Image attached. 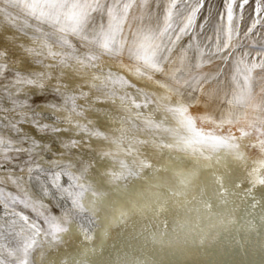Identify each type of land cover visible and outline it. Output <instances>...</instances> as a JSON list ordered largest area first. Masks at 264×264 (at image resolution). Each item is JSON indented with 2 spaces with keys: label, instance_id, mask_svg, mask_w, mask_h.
<instances>
[{
  "label": "snow or ice",
  "instance_id": "obj_1",
  "mask_svg": "<svg viewBox=\"0 0 264 264\" xmlns=\"http://www.w3.org/2000/svg\"><path fill=\"white\" fill-rule=\"evenodd\" d=\"M205 2L168 0L161 11L158 0L155 6L151 0H0V18L13 27L19 24V31L25 35L31 32L30 39L36 47L29 51L41 57L38 64L51 60L52 63L44 64L48 69L72 68L74 76L85 81L89 92L95 91V101H111L115 105L119 99V107L129 112L121 118L120 135L113 138L90 131L79 122L73 123L71 116L67 117L63 122L72 125L78 133L103 138L119 147L130 131H140L135 121H141L146 130L167 133L187 145L236 149L238 139L254 136L255 142L249 146L264 156V33H261V41L254 39L257 26L264 28V0H255L254 18L243 31L240 22L250 0H239V3L224 0V10L218 13L212 35L203 34L204 24L197 23ZM203 19L209 22L208 17ZM105 58L135 77L154 82L163 92L150 95L124 75L111 69L105 71L101 65ZM5 70L6 66L0 64V71ZM45 79H51L49 73H17V93L24 86L43 89ZM117 86L125 90L123 94L118 92ZM127 89H134L142 101L137 102ZM186 90L189 95L200 91L220 101L219 118L202 117L210 120L215 128H231L245 121L246 127L237 129L240 136L231 132L217 135L214 130L197 127L196 118L183 99ZM56 91H60L59 87ZM89 92L65 95L63 103L71 101V113L83 115V109L77 111L76 101L87 100ZM172 96L177 97L174 104ZM128 101L137 111L130 112ZM12 104L17 105L18 100L13 99ZM149 105L155 106L153 112L163 114L161 121L139 111ZM25 107L2 110L16 114L5 117L4 127L18 134L22 132L19 125L25 123L47 128L23 111ZM169 118L175 121L174 127L167 125ZM126 123H131V129L125 127ZM52 131L71 129L54 127ZM32 144L33 148L41 147L35 140ZM69 144L76 147L79 141L72 139L64 147L68 148ZM23 151L32 149L18 147L13 139L0 135V157L8 159L12 152ZM43 160V156L33 159L26 175H16L10 170L6 176H0V264H35L33 254L39 250L43 257L46 245L53 248L62 243L61 234L68 231V225L87 211L82 198L89 190V185L83 183L88 169H73L71 162L55 161L44 167ZM24 171L20 169L21 173ZM32 180L36 185L30 184ZM9 182L16 192L6 190L4 185ZM36 186L38 190L33 192ZM56 196L68 201L67 208L60 205L63 209L60 215L49 212L50 201L46 202ZM19 206L30 209L36 218L25 214Z\"/></svg>",
  "mask_w": 264,
  "mask_h": 264
},
{
  "label": "rangeland",
  "instance_id": "obj_2",
  "mask_svg": "<svg viewBox=\"0 0 264 264\" xmlns=\"http://www.w3.org/2000/svg\"><path fill=\"white\" fill-rule=\"evenodd\" d=\"M151 2L155 6L157 0ZM158 2L162 11L168 0ZM254 7L255 0H250L245 6L244 19L240 22L242 31L251 24ZM223 10L224 0H206L197 21L204 24L203 34L212 35L218 13ZM239 11L237 8V15ZM204 17H208L209 22L206 23ZM19 27V24L10 26L0 18V59L3 60L0 64H6V70L0 71V135L13 139L16 146L32 151L12 152L8 159L0 157V176H6L10 170L16 175H26L27 166L33 159L39 160L40 156L44 157V167L55 161L59 164L71 162L73 169H88L83 183L89 185V190L82 198L87 213L72 220L68 231L61 234L62 243L57 245L67 254L74 253V258L72 256L66 264H241L244 257L238 251L242 249L241 242L246 239L252 242L251 239L256 238V233L248 230L253 227L252 222L259 208L264 205V156L249 146L255 142V137L237 140L238 148L252 157L251 168L244 173L250 183L244 184L242 179L233 176L236 175V168L229 160L223 159L218 152L220 148L207 144L187 145L167 133L146 130L141 121H135L140 131H130L119 147L103 138L78 133L72 125L63 122L67 117L71 116L73 123L79 122L90 131H99L113 138L120 135L121 118L129 112L119 107V99L115 105L111 101H95V91L89 92L85 81L75 77L72 68L48 69L44 64L52 63L51 60L38 64L37 60L41 57L29 51L36 47L30 39L31 32L25 35ZM261 33H264V28L258 25L254 37L256 41H261ZM106 60L101 61L105 71L111 69L124 75L112 66L115 62L110 60L107 64ZM17 73H49L51 79L44 80L43 89L24 86L17 93ZM130 82L142 88L136 82ZM80 85L84 86L81 88ZM117 90L120 94L125 91L119 86ZM80 91L89 92L87 100L79 98L76 101L77 111L83 109V115L71 113V101L66 105L63 103L65 95H78ZM127 91L137 102L142 101L134 89ZM256 91L259 92V87ZM199 92L189 95L186 90L184 97L197 98ZM172 98L177 100L176 96ZM13 99L18 100L17 105L12 104ZM196 101L188 103L192 116L198 106ZM19 105H26L23 111L47 128L25 123L19 125L22 129L19 134L5 128V117L11 118L16 114L2 110ZM154 107L149 105L139 111L146 116L151 114L159 122L164 117L160 112H153ZM127 108L132 113L137 111L131 106V101L127 102ZM42 109L54 112L55 117H43L38 111ZM167 125L174 127L175 121L169 118ZM242 126L246 127L243 120L231 128L225 126L214 130L217 135H222L224 130L226 134L231 132L239 137L237 129ZM54 127L70 128L71 131L53 132ZM125 127L131 129V123H126ZM72 139L79 141L78 146L71 147L69 144L65 148L64 144ZM33 140L41 147L33 148ZM22 168L24 173L20 172ZM30 184L36 185L35 180ZM4 187L8 191H17L10 182ZM35 188L38 190V186L32 189L33 192L37 191ZM49 201V212L56 215L63 211L61 204L64 208L68 207V201L61 200L59 196L49 197L46 202ZM19 207L22 209V206ZM22 210L31 218H36L30 209ZM84 214H88L87 218L92 221V231L85 226ZM90 234L91 243L85 238ZM242 264L253 263L248 257Z\"/></svg>",
  "mask_w": 264,
  "mask_h": 264
},
{
  "label": "bare ground",
  "instance_id": "obj_3",
  "mask_svg": "<svg viewBox=\"0 0 264 264\" xmlns=\"http://www.w3.org/2000/svg\"><path fill=\"white\" fill-rule=\"evenodd\" d=\"M6 55L8 56V54L5 53V56ZM9 55H12V54L9 53ZM0 60L3 61L2 59H0ZM105 62L107 64H110V60L109 59H107ZM112 66L117 68L130 81L136 82L138 85H140L150 95H155V94L162 93V89H160L152 81H148L146 78L145 79H141V78L135 77L130 72H128L127 70L119 68L117 64L113 63ZM107 67H109V66H107ZM205 89H206L205 91H208V86H206ZM172 97H174V96H172ZM183 99H184V101L186 103H191L195 99L197 100L196 102H198V106L194 109L195 110V114L193 116L194 118H196L197 127H205L207 129L209 128V130H214L215 129V127L213 126V123L210 120L202 119V117L212 116L214 118L215 117L219 118L220 112H221L220 101L214 99L212 96L205 95L204 92H199L198 95H197V98H195V99H193V97L189 96V95L187 97H184ZM171 102L174 104L176 102V99L175 98L174 99L171 98ZM38 111H39V113L42 114L43 117H46L47 119H53L55 117L54 112L52 113L49 110H43L42 109V110H38ZM196 113H198L199 116H197ZM201 123H203V124H201ZM217 133L218 132H216V134ZM221 134L222 135H227L226 131H224V130L221 131ZM216 148L217 149L220 148V151H218L219 154L220 155L222 154L223 155V159L224 160H229L231 162V165L234 168H236V175L234 174L233 176L234 177L237 176L239 179H242L244 181V184L250 183L249 180L245 179L244 173H245V171L249 172V169L251 168L250 167L251 164H252L251 163V160H252L251 155L247 154L246 151L241 150V148L233 149V148L223 147V146L216 147ZM260 190H261V192L263 191L262 188H260ZM84 213H87V211L84 212ZM87 215L88 214H84V216H86V219H85L86 220L85 221L86 225L85 226H87V230H89L90 228H93V227L91 226L92 225V221H89V219L87 218ZM255 217L256 218L253 219V222H252L253 223V227L250 228L248 231L255 232L256 234L254 236L256 238L251 239L253 244L248 239H246V241L241 242L242 249L240 248L238 250V251H240L241 254H244L243 255L244 257H243V260H242L241 264L244 263L247 260L248 257L252 260L253 264H264V205H263V207L259 208V213H258V215H255ZM90 231H92V229H90ZM90 237H91V234L87 235V237H85L86 240L89 241V243L92 242V240H90L91 239ZM251 244L253 246H252V248L250 247L249 250H248V247ZM43 251L45 253V255L43 257H41V254H40L39 250L33 254V259L35 260V264H66L67 261L72 256L74 258V255H73L74 253H68L67 254L63 250V248L61 246H56V247H53V248H49L46 245Z\"/></svg>",
  "mask_w": 264,
  "mask_h": 264
}]
</instances>
